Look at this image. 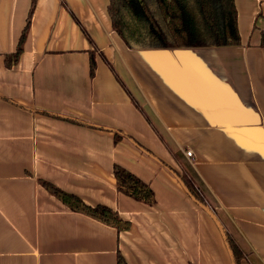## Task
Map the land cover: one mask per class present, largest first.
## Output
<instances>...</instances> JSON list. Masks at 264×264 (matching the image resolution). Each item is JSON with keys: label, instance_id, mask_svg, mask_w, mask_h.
I'll list each match as a JSON object with an SVG mask.
<instances>
[{"label": "crops", "instance_id": "1", "mask_svg": "<svg viewBox=\"0 0 264 264\" xmlns=\"http://www.w3.org/2000/svg\"><path fill=\"white\" fill-rule=\"evenodd\" d=\"M31 2L0 0V264H235L178 173L241 264H264V0H235L238 46L166 48L128 47L110 0H36L8 66ZM116 164L154 205L119 192ZM43 180L131 228L72 210Z\"/></svg>", "mask_w": 264, "mask_h": 264}, {"label": "trees", "instance_id": "2", "mask_svg": "<svg viewBox=\"0 0 264 264\" xmlns=\"http://www.w3.org/2000/svg\"><path fill=\"white\" fill-rule=\"evenodd\" d=\"M36 0H32L27 22L20 35L17 49L6 56L8 66L19 60L27 40ZM109 14L114 30L130 48L217 47L238 46L241 36L237 24L235 0H110ZM264 46V31L262 32ZM91 76L95 60L91 55ZM122 135L116 132V139ZM119 192L148 205L156 202L150 184L121 165L114 167ZM197 201L209 206L207 199L187 174H177ZM43 185L74 211L86 213L118 231L131 228V223L104 204L91 206L78 195L43 180ZM210 207V206H209ZM235 264H241L244 254L234 238L225 231ZM117 264H128L119 252Z\"/></svg>", "mask_w": 264, "mask_h": 264}, {"label": "water", "instance_id": "3", "mask_svg": "<svg viewBox=\"0 0 264 264\" xmlns=\"http://www.w3.org/2000/svg\"><path fill=\"white\" fill-rule=\"evenodd\" d=\"M194 198V197H193ZM196 200V199H195ZM197 201V200H196ZM197 203L205 210V211H207L209 214H210V216L214 219V221L216 222V224L219 226V228L221 229V231H222V233H223V236H224V238H225V240H226V243H227V246H228V248H229V251H230V254H231V256H232V258L234 257L233 256V252H232V250H231V248H230V246H229V244H228V242H227V236H226V233H225V229H224V227H223V225H222V223L220 222V220L218 219V217H217V215L215 214V212L211 209V207H209L208 205H206V204H203L202 202H200V201H197Z\"/></svg>", "mask_w": 264, "mask_h": 264}, {"label": "built area", "instance_id": "4", "mask_svg": "<svg viewBox=\"0 0 264 264\" xmlns=\"http://www.w3.org/2000/svg\"><path fill=\"white\" fill-rule=\"evenodd\" d=\"M186 154H187V156H192V151L191 150H188L187 152H186Z\"/></svg>", "mask_w": 264, "mask_h": 264}]
</instances>
